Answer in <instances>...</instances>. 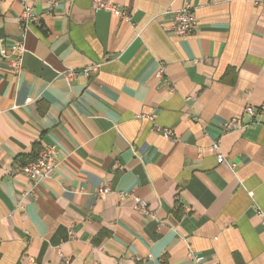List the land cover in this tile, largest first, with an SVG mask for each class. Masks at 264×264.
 <instances>
[{"label":"crops","instance_id":"0c3cea01","mask_svg":"<svg viewBox=\"0 0 264 264\" xmlns=\"http://www.w3.org/2000/svg\"><path fill=\"white\" fill-rule=\"evenodd\" d=\"M30 1L24 32L0 0V264H264V112H246L264 103V1L111 0L130 20ZM20 41L18 74L1 50ZM43 145L59 166L34 184L19 169Z\"/></svg>","mask_w":264,"mask_h":264},{"label":"built area","instance_id":"2783aa9c","mask_svg":"<svg viewBox=\"0 0 264 264\" xmlns=\"http://www.w3.org/2000/svg\"><path fill=\"white\" fill-rule=\"evenodd\" d=\"M264 0H254L255 3H262ZM22 4V14H21V26L24 32L34 23H38L40 21V16L36 12L34 6L32 5L30 0H20ZM96 5L99 9H108L113 12V14L117 17H121L123 19L130 20L131 15L130 12L126 8H122L114 4L111 0H95ZM57 0H50L51 5H55ZM172 14V20L169 26L170 31L174 32L176 35L180 36H188L193 33V30L196 28L197 25V16L195 15V8L193 5H186L176 11H170ZM2 56L6 63H8L16 73L20 74L24 69L23 60L25 54V44L23 41L14 43L9 49L3 48L1 50ZM92 68H87V71ZM164 73V66H160L157 75L159 77H163ZM66 77L70 78L77 74V71L74 69L66 71ZM32 101V98H28L27 102ZM246 112L250 113L251 115L255 113L264 112V103L261 105H253L246 107ZM140 116L148 117L149 119H153L154 116L142 114ZM233 123L237 124V120H231V122H227L226 126L230 127ZM238 125V124H237ZM156 130L162 133L166 138H174L175 132L171 127H160L155 126ZM213 150H218L219 145L217 143L213 144L211 147ZM39 156L36 160L24 163L20 167V172L26 174L30 180L34 184H38L41 179L49 177L56 167L59 166L58 162V151L55 145H43L39 149ZM217 160L220 163L225 161L224 156L222 154H218ZM99 195H105L109 193L108 187H100L97 189ZM251 195L253 193H250ZM137 205H139V210L144 213L145 215L150 214L149 205L147 204L146 200L136 198ZM188 257L193 264H205L204 256L202 254L196 253L195 251L191 250L188 254Z\"/></svg>","mask_w":264,"mask_h":264},{"label":"trees","instance_id":"16d2710c","mask_svg":"<svg viewBox=\"0 0 264 264\" xmlns=\"http://www.w3.org/2000/svg\"><path fill=\"white\" fill-rule=\"evenodd\" d=\"M39 148H38V152L36 153V152H34L32 155H30V156H28V158H29V160H27L26 162H24V163H27V162H30V161H34V160H36L37 158H38V156H39Z\"/></svg>","mask_w":264,"mask_h":264}]
</instances>
